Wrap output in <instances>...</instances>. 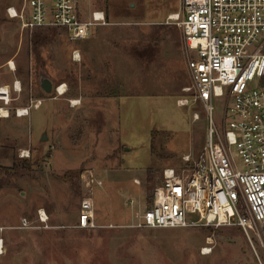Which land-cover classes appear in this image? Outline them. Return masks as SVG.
I'll return each instance as SVG.
<instances>
[{"label":"rangeland","instance_id":"rangeland-1","mask_svg":"<svg viewBox=\"0 0 264 264\" xmlns=\"http://www.w3.org/2000/svg\"><path fill=\"white\" fill-rule=\"evenodd\" d=\"M21 2L0 0V85L10 88V101H0V264H264L260 226L248 236L236 225L130 226L162 169L205 144L204 105L184 90L182 35L166 22L180 0L82 1L85 12L102 9L107 23L75 40L61 27L22 29L6 13ZM42 75L50 93L39 86ZM60 84L65 91L57 94ZM181 98L189 103L178 106ZM31 100L39 107L17 117L15 108ZM211 108L219 129L222 104L213 99ZM88 185L95 227L85 229L76 223Z\"/></svg>","mask_w":264,"mask_h":264},{"label":"built area","instance_id":"built-area-1","mask_svg":"<svg viewBox=\"0 0 264 264\" xmlns=\"http://www.w3.org/2000/svg\"><path fill=\"white\" fill-rule=\"evenodd\" d=\"M82 1L22 0L19 8L8 6L6 13L17 18L22 29L61 27L70 40L82 39L92 25L107 23L102 9L85 12ZM166 22L175 24L182 35L189 75L184 90L192 92L191 102L204 105L205 144L197 154L183 153L178 167L162 169L150 204L134 213L130 226L236 225L247 236L254 227L264 230V0H180L178 11L168 14ZM80 58L79 50L73 49L71 59ZM7 66L15 68L13 61ZM12 89L21 90L19 80L12 82ZM55 91L62 94L65 88L60 84ZM9 93L7 85H0L4 104L10 101ZM213 99L223 108L219 129L212 120ZM40 103L31 100L27 106L16 107L15 115L26 116ZM188 103L186 98L176 101L178 106ZM191 118L199 119L198 113L192 112ZM92 194L88 185L79 203V228L95 227ZM193 214L196 217L190 219L188 215ZM36 218L47 225L43 209L37 210ZM20 223L29 226L26 218Z\"/></svg>","mask_w":264,"mask_h":264},{"label":"water","instance_id":"water-1","mask_svg":"<svg viewBox=\"0 0 264 264\" xmlns=\"http://www.w3.org/2000/svg\"><path fill=\"white\" fill-rule=\"evenodd\" d=\"M39 86L45 93H50L53 87L52 81L49 77L42 75L39 77ZM45 133H42L41 139H45Z\"/></svg>","mask_w":264,"mask_h":264},{"label":"bare ground","instance_id":"bare-ground-1","mask_svg":"<svg viewBox=\"0 0 264 264\" xmlns=\"http://www.w3.org/2000/svg\"><path fill=\"white\" fill-rule=\"evenodd\" d=\"M60 89H61V88H60ZM74 103H76V101H74ZM1 112H3V113H4L5 111L1 110ZM4 115H5V113H4Z\"/></svg>","mask_w":264,"mask_h":264},{"label":"trees","instance_id":"trees-1","mask_svg":"<svg viewBox=\"0 0 264 264\" xmlns=\"http://www.w3.org/2000/svg\"><path fill=\"white\" fill-rule=\"evenodd\" d=\"M13 167H15V164L13 165ZM239 227V226H238ZM240 228V227H239Z\"/></svg>","mask_w":264,"mask_h":264}]
</instances>
